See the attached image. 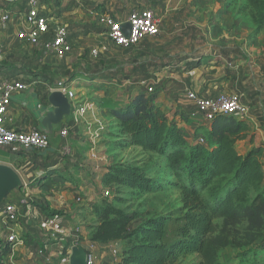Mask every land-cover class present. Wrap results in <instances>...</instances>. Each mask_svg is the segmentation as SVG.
Segmentation results:
<instances>
[{"label": "trees", "instance_id": "trees-1", "mask_svg": "<svg viewBox=\"0 0 264 264\" xmlns=\"http://www.w3.org/2000/svg\"><path fill=\"white\" fill-rule=\"evenodd\" d=\"M248 1L264 17V0ZM7 71L0 68V78L20 77L27 81L38 78L31 74L25 77L21 72L3 75V72L9 73ZM140 82H137L140 89H136L140 90L139 93L130 96L126 103L117 98L110 108V116L117 122L109 124L107 133L115 138L113 143L116 145L139 148L144 153L156 155L154 173L147 174L135 164H114L105 166L101 182L146 192L165 188L159 184L165 182L177 189L180 202L178 213L181 216L148 217L134 230L138 239L123 250L119 264H172L179 257L193 254L200 257L198 264L234 263L232 259L223 260L222 252L227 251L228 247H241L264 239L263 147L255 145L246 153L239 151L236 147L238 141L249 140L253 145L254 140L253 135L249 136L250 122L232 114L216 115L210 120L207 132L204 126L198 128L195 134L202 132L207 135L203 137L204 143L200 141L201 137L195 141V135L189 140L176 117H171L158 104V91L148 92L147 86L143 91L141 88L145 86ZM228 93L241 96L238 91ZM182 113L179 118L188 121L185 112ZM111 128L114 132L110 131ZM75 129L78 128H73L72 132ZM57 144L61 149L62 146ZM4 149L12 153L13 160L17 155L30 158L40 156L36 149ZM162 167L167 168V173L162 172ZM41 208L49 215L63 214L60 210H50L43 205ZM100 214V224L93 232V240L101 242L124 238L135 219L110 205L103 206ZM175 220L181 221L182 225L178 227L175 240L168 243V227ZM8 248L9 245L0 244V264H4ZM255 252L251 253L263 257ZM243 257L246 259L249 253Z\"/></svg>", "mask_w": 264, "mask_h": 264}, {"label": "crops", "instance_id": "crops-1", "mask_svg": "<svg viewBox=\"0 0 264 264\" xmlns=\"http://www.w3.org/2000/svg\"><path fill=\"white\" fill-rule=\"evenodd\" d=\"M171 2L172 0H165L164 3H161V10L163 13L162 19L172 14L173 6ZM83 3H86V5ZM62 4L63 12H65L64 16L66 17V15H68L70 18L73 17L75 18L74 22H79L80 24L87 23L88 21L91 23L92 20H89V18L94 16L96 18L99 14L106 12L114 15L118 19L125 20L135 7L154 8L159 5L157 0H72V2L71 0H62ZM77 4L79 6L76 8L75 6H77ZM174 7L176 11H178L179 7H182L180 0L177 4H174ZM87 11L88 13H86ZM179 13L180 11L178 15L176 13V18L179 16ZM82 14H86L87 16L84 18L86 22L83 21ZM62 18L63 16L60 14L59 19L62 20ZM183 32H185L183 28L177 25L170 26L162 23L161 31L158 36L148 37L139 45L124 49L114 45L105 34L102 27L96 28L91 24L84 27L81 34L86 37L85 39H87L88 45H92L93 48L100 43L108 45L109 51L100 55L112 59L114 56L111 52L115 49L123 51L130 50L133 58L126 62V64L133 71L136 69L138 72L135 71L133 75L128 77L123 83V86H119L120 89L117 87L115 89L113 87L109 88L107 81H104L101 76L92 75L90 72L85 73L82 70H80V72L83 74L79 76L82 82H78L75 79L72 80L80 87H77L79 91H86L88 101L96 99L95 97L97 96L100 98L98 103H90V101H87L89 103V108L86 124L72 132L73 141H71V143L74 150L77 151L78 157L76 160L81 161L80 165L76 164L77 162L71 164L68 170L65 166V159L53 165L54 160L58 158L57 155H61L62 153L60 147H58L57 151L54 153L49 151L46 154H39L43 151L38 150L37 153L40 156L37 158L17 155L13 160L11 156L12 153H9L8 149H5L8 151V155L0 156V162L13 166L24 180V186L17 192L13 200L6 201H20L22 203V214L20 219L14 224L0 221V244L2 246L9 245L8 253L4 256V264H44L42 259H39L38 263H34V259L37 258V250L40 246L38 237L48 230L43 224L44 221L46 219L50 221L51 226H53L51 227L52 233H54V229L62 225L72 229L79 223L71 211L77 207L76 204H79L76 202V198L80 196L79 189L85 192L84 202L86 206H91L94 201L101 196L102 183H99L98 179L101 178V174L105 170L104 167L106 163L104 162H107L110 156L105 153V146L97 150L99 156L95 155L92 149L96 148L95 143L100 141L99 138H101L103 134H105V137L109 135L106 132L108 129L102 126L97 129L98 131L96 130L95 133H93L97 137L99 136V138H92L94 144L91 145V148L89 144L82 143L77 137H83V134L85 135L87 133L92 134L90 126L93 125L95 121L101 122L100 120L105 119L107 120V124L117 122L110 116V108L114 106L117 98L120 96L123 97L122 100L121 98L119 100L126 103L130 96L140 92V90L135 89V91L121 93V90L123 91L127 86L129 87L132 79H134L133 81L136 83L141 80H147L149 84L153 83L151 81L162 84L157 95L158 104L167 110L171 117H176L179 125L187 133L189 140H192L200 126H204L207 132L210 121L204 119V117L197 112L194 102L187 98L184 91L185 88L194 91L201 97L207 98L215 97L221 93L241 92L243 100L249 103L251 107L249 119L254 122L257 120L258 114H260L259 116H264V92H262L264 78L256 79L254 76L255 73H248L251 61L249 62V59L241 53V50L231 53L230 55L225 53V55H202L201 53H197L187 56V47L183 46L182 51L185 55L176 56L178 53H172L169 52V50L175 47V44L178 43L179 37ZM186 32L190 34L188 31ZM183 39H186V37H183ZM71 41L75 49V43L72 37ZM19 46L25 45L19 42ZM233 49L236 48L232 46L229 47L230 51ZM26 50H28V54L25 55L27 58L24 62H27L30 66L43 65V68L53 72L57 70H61L62 72H74L78 71V68L83 66V63H80L73 69L71 63L73 56H67L64 59H56L54 56L44 55L38 50L32 51L29 50V48ZM33 52L39 53L34 54ZM40 54L42 55L40 56ZM76 55L81 56L82 52L79 51ZM82 59L83 58H79V60ZM19 78L20 77H18V79ZM43 80L47 79L43 78ZM177 82H179V84ZM34 87L37 88L40 96L43 97L45 94V86L41 83ZM28 90L16 94L13 97L7 121V125L11 128L26 129L32 126L39 127L28 108H24L20 105L26 100L23 95L28 92ZM182 112H185L184 116L188 118V121H182L179 118L182 116ZM18 119L20 120L17 121ZM260 134L262 135L261 131H259V135ZM255 145H257L256 142L252 145L249 140H240L237 142L236 147L241 153H246ZM11 148L13 151L19 149ZM21 149L23 148L19 150ZM23 150L35 151L28 149ZM73 174L78 177L82 175L81 178L83 181H77V186H73L66 181V179L72 181V177L68 178L67 175L70 176ZM74 188L79 189L75 190ZM73 192L75 196L72 195ZM41 205L50 210H60L63 214L49 215L42 210ZM27 207L29 208L27 209ZM12 231L16 233L18 238L24 236V241L10 244L6 236ZM52 233L50 234L51 240H54V237H52L54 235ZM61 235L62 234L57 235V238L61 237ZM61 247L62 246L59 244H54L52 246L53 264H67L66 257L62 258L60 255Z\"/></svg>", "mask_w": 264, "mask_h": 264}, {"label": "rangeland", "instance_id": "rangeland-1", "mask_svg": "<svg viewBox=\"0 0 264 264\" xmlns=\"http://www.w3.org/2000/svg\"><path fill=\"white\" fill-rule=\"evenodd\" d=\"M164 1L165 0H157V3L159 5L152 8L160 19V28L162 26V23H164L170 26L177 25L180 28H183V30L185 31L180 35L178 43L175 44V47L171 48L169 52L178 53V55L176 56L185 55L182 51L183 46L187 47V56L191 54L195 55L197 53H201L202 55H230L231 53H235L236 51L241 50V53H243V55H245L249 59V62L251 61V66H249L248 68V73H255L254 76L256 79L264 78V17L261 16V12L259 9L253 8L250 5L248 0H180L182 7H179L178 11L175 10L174 4H177L179 0H172V14L170 16H165L162 19L163 13L161 10V3H164ZM44 3L47 8L46 12L48 15H55L59 17L61 14V16H63L62 21L67 23L69 26L72 40L75 43V49L71 54L67 56H73L71 62L73 65V69L80 63H83V66H81V68L79 67L78 71L74 72H62L61 70L53 72L51 70L43 68V65L30 66L27 62H24L27 58L25 55L28 54V50H26L28 48L25 46H19L15 43L11 51L9 50L7 52L5 59L0 62V68H5L8 70L7 72H9L7 74L3 72V75H13V73L21 72V74L23 73V75L26 77L28 74H31L33 76L35 75V77L48 78L52 81H57L62 78L68 80L75 79L78 82H82V79H80L79 77L83 74L80 72V70H82L85 73L90 72L92 75L101 76L104 81H107L109 88L113 87L115 89L117 87L118 89H120L119 86H123V83L128 77L133 75L135 71L138 72V70L136 69H134L135 71H133L126 64V62L133 58L130 50L123 51L115 49L111 52L114 56V58L112 59L107 58L103 55H99L97 57L92 55L91 51L93 49V46L87 44V39H85L86 37L81 34V31L84 29V27L88 26V24H91L96 28H101V26L98 24L97 17L95 18L94 16L89 18V20H92L91 23L90 21H88L87 23L80 24L79 22H74L75 18H70V16L68 15H66V17L64 16L65 12H63L62 9V0H45ZM78 4L77 6H75L76 8L79 6ZM83 4L86 5V3ZM179 11V16L176 18V13L178 15ZM86 13H88V11ZM82 16L83 19L87 17L86 14H82ZM83 21L86 22L85 19ZM186 31H188L190 34H188ZM183 37H186V39H183ZM230 46L236 49H233L232 52L229 50ZM79 51L82 52L81 56L76 55V53L78 54ZM33 53L38 54L39 52ZM41 55L42 54H40V56ZM55 58L61 59L57 57ZM79 58L83 59L79 60ZM133 80L134 79H132L131 83L129 84V87L127 86L126 89H124L123 91L121 90V93H127V91L130 92L133 90L135 91V89L137 88L140 89V85L135 83ZM151 82H153L151 84L154 86L155 92L157 93V91H160L159 89L162 84H159L155 81ZM177 83L179 84V82ZM74 84L76 90L80 92V94L87 100L86 91H79L78 88L80 87H78L76 83ZM141 89L145 91L146 86L142 87ZM28 92L24 93L23 97L25 96L26 100L20 104L24 108H27L28 106ZM262 92H264V85ZM95 98L96 99L89 100L90 103H98L100 101V98L98 96ZM119 98H121L122 100L123 97L120 96ZM241 100L243 103L250 106L249 103L243 100V98ZM43 103L46 104L45 98L43 99ZM259 115L260 114H258L257 120L254 122L249 119L250 114L248 118L242 119L250 122L249 136L253 135L254 142H256L259 147H263L264 149V116ZM19 120L20 119H18L17 121ZM100 121L101 122L95 121L93 125L90 126L92 134H83V137L78 136L77 139L82 143L89 144L91 148V145L94 144L92 138H99V136L97 137L93 133H95V131L99 129V127L103 126V128H108L110 124L109 122V124H107V120L105 119H102ZM110 131L114 132V129L111 128ZM259 131H261L262 135H259ZM199 137L206 138L207 135L206 133L200 132L198 133V135L195 134L194 140L198 141ZM55 139L60 146H67L65 149H62L64 153H61V155H57L58 158L54 160L53 165H55L59 161H62L63 159L66 160L65 166L68 170L70 169L71 164L77 162L76 164L80 165L81 161L76 160V158L78 157L77 151L72 147V136L70 135L67 140H64L59 136H56ZM99 139L101 142L98 141V143H95L97 150H100L101 147L105 146V153L110 156L108 157L109 160L107 162H104L106 163V166L121 163L135 164L145 173L153 175V165L157 162V159H155L157 157L156 155L153 156L144 153L143 151L134 147L129 148L124 145H116L113 143L115 138L111 135H106L105 137V134H103V136ZM55 151H57V149L52 150L51 152L54 153ZM6 155H8V151H6L4 148H0V156ZM146 162L147 165L144 166ZM160 169H162V172L167 173V168L162 167ZM67 176L68 178L72 177V181H68L67 179L66 181L68 183H71L73 186L78 185L77 181H83V179L81 178L82 175H80V177L74 174ZM98 180L99 183H102L101 178ZM159 184L162 187L165 186V188L160 189L156 192H146L144 190L132 188L129 186H119L117 184L102 183V194L97 200L94 201L91 206H86L84 202L82 204H76V208L73 207L75 209L71 210L72 214H74V217L79 222L78 224L82 228H84V232L88 234L92 240L93 232L95 228L100 224V211L103 206L110 205L116 209L119 208L127 214L135 217V219L129 225L128 232L124 238L111 242H101L93 240L96 242V253L98 256L99 264H119L121 261V254L123 253V250L130 244L136 242L138 239L137 234L133 233L134 230L148 217L153 215H166L177 218L181 216V214L178 213L180 202L177 189L174 186H168L165 182H159ZM74 189L76 190L77 188ZM107 189L109 190V195H105V190ZM79 190L80 196L85 197V192L81 189ZM72 195L75 196V193L73 192ZM181 225L182 222L176 220L169 225L166 242L170 243L175 240L178 234V227H180ZM114 243H117V248L119 249L120 255L118 258L113 256L112 250L110 248V246ZM255 250L256 254L262 255L263 257L259 258L251 253ZM248 253L249 257L243 259V256ZM199 258L200 257L197 254L188 255L186 257H179L178 260L172 264H198ZM221 258L225 261H227L228 259H232V261L234 262L232 264H264V239H258L254 243H250V245L248 244L241 247H228L227 251L222 252Z\"/></svg>", "mask_w": 264, "mask_h": 264}, {"label": "built area", "instance_id": "built-area-1", "mask_svg": "<svg viewBox=\"0 0 264 264\" xmlns=\"http://www.w3.org/2000/svg\"><path fill=\"white\" fill-rule=\"evenodd\" d=\"M45 0H0V62L5 59L7 52L16 43L24 44L32 51L38 50L44 55L57 58H65L74 50L71 41L70 30L67 23L55 15H48L45 10ZM98 24L103 28L107 37L114 45L129 49L139 45L148 37H156L160 34V19L152 8L135 7L128 14L125 20L118 19L110 13H101L97 17ZM130 23V31L127 34L123 28L124 23ZM107 44L100 43L92 49L91 53L97 57L108 52ZM26 77V76H25ZM45 86V94L48 95L53 90L64 91L72 103V113L70 120L64 123L58 130L56 136L67 140L73 128H80L86 124L88 114V102L84 96L75 88L72 80L60 79L55 82L44 81L41 78L23 80L22 78H0V148L13 147L15 149H28L30 147L44 151L50 148L51 144L45 132L39 127L32 126L26 129L11 128L7 125L9 108L13 97L16 94L25 92L38 84ZM142 85L147 86L148 92L154 91V86L148 84L146 80H141ZM186 96L192 100L201 114L207 121L213 120L218 114L236 115L247 117L250 113V106L242 102L241 96L237 93H221L215 97H201L194 91L186 88ZM205 142L203 137L200 138ZM67 145L61 147V150ZM93 153L97 155V148H93ZM63 152V151H62ZM64 153V152H63ZM105 195H109V190H105ZM84 197L79 196L76 202L84 203ZM22 203L5 202L0 206V221L8 224L16 223L22 214ZM29 207H27L28 209ZM44 226L48 228L46 233L38 237L40 246L37 250V258L34 263L42 259L44 264H53L52 246L61 245L60 255L70 264V257L73 247L83 246L87 251V264H99L96 253L95 241H93L83 228L78 224L72 229L62 225L52 229L50 221L46 219ZM53 234L54 240H51ZM62 234L57 238V235ZM10 244L24 241L25 237H19L14 231L7 236ZM118 243V242H117ZM117 243L110 246L113 256L119 257ZM66 251V254H65Z\"/></svg>", "mask_w": 264, "mask_h": 264}, {"label": "water", "instance_id": "water-1", "mask_svg": "<svg viewBox=\"0 0 264 264\" xmlns=\"http://www.w3.org/2000/svg\"><path fill=\"white\" fill-rule=\"evenodd\" d=\"M123 28L128 34L130 23L126 22ZM28 110L37 121L39 128L45 132L50 141V148L39 154L58 149L55 140L59 128L70 120L72 103L68 95L61 90H53L47 96H40L36 87L28 90ZM46 104H43V99ZM28 150H34L30 147ZM24 186L21 174L11 165L0 162V206L6 201L13 200L14 196ZM87 251L83 246L73 247L70 264H87Z\"/></svg>", "mask_w": 264, "mask_h": 264}]
</instances>
